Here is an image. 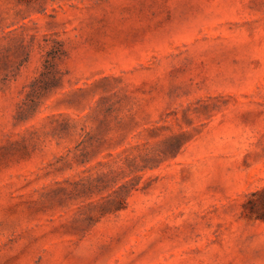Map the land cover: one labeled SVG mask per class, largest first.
I'll return each mask as SVG.
<instances>
[{"label": "rangeland", "instance_id": "rangeland-1", "mask_svg": "<svg viewBox=\"0 0 264 264\" xmlns=\"http://www.w3.org/2000/svg\"><path fill=\"white\" fill-rule=\"evenodd\" d=\"M0 264H264V0H0Z\"/></svg>", "mask_w": 264, "mask_h": 264}]
</instances>
